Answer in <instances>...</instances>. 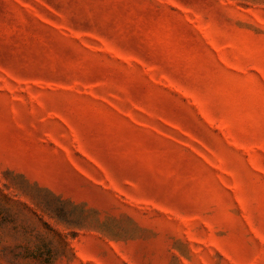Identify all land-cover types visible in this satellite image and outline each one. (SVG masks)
Returning a JSON list of instances; mask_svg holds the SVG:
<instances>
[{
	"label": "rangeland",
	"instance_id": "rangeland-1",
	"mask_svg": "<svg viewBox=\"0 0 264 264\" xmlns=\"http://www.w3.org/2000/svg\"><path fill=\"white\" fill-rule=\"evenodd\" d=\"M0 264H264V0H0Z\"/></svg>",
	"mask_w": 264,
	"mask_h": 264
}]
</instances>
